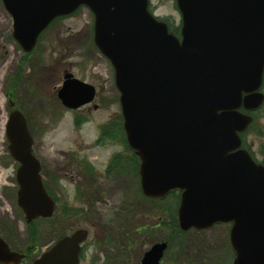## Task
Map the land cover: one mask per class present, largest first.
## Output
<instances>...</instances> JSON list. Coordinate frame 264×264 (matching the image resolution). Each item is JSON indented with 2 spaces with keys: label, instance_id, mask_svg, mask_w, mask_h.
<instances>
[{
  "label": "water",
  "instance_id": "1",
  "mask_svg": "<svg viewBox=\"0 0 264 264\" xmlns=\"http://www.w3.org/2000/svg\"><path fill=\"white\" fill-rule=\"evenodd\" d=\"M177 2L182 41L149 12L148 0H4L14 38L27 53L55 19L91 8L94 39L116 71L126 136L142 159V191L155 199L183 191L184 232L232 223L233 264H264V165L242 148L241 132L253 118L239 110L264 103V0ZM63 85L66 107L96 98V87L73 74ZM6 132L10 154L21 164L18 198L26 220L51 218L55 201L25 114L13 110ZM88 236L84 229L63 237L33 264H80ZM168 248L167 241L153 244L142 264H162ZM24 257L0 238V263Z\"/></svg>",
  "mask_w": 264,
  "mask_h": 264
},
{
  "label": "rangeland",
  "instance_id": "2",
  "mask_svg": "<svg viewBox=\"0 0 264 264\" xmlns=\"http://www.w3.org/2000/svg\"><path fill=\"white\" fill-rule=\"evenodd\" d=\"M151 3L155 14L168 18L175 28L181 27L182 14L176 0H151ZM94 25L93 12L87 6L82 7L54 22L31 54L26 55L14 38L12 15L0 0V233H8L13 246L27 253L25 264L57 243L62 231L73 234L80 228L89 229L81 264H141L144 253L156 242L157 236L151 238L136 232L140 225L156 222V215H147L152 203L140 208L135 195L136 182L129 188L128 183L108 177L109 164L128 150L114 67L95 46ZM67 70L97 87L96 101L79 112L63 107L57 96ZM13 95L16 108L29 120L34 153L43 166L45 184L58 200L56 225L55 219L28 225L18 205L16 174L20 165L9 152L6 132L12 112L9 97ZM80 117L84 119L75 124ZM256 117L245 140L256 159L264 162V109ZM113 123L110 134H104V125ZM89 189H97L102 194L100 199L96 196L88 201ZM130 192L135 205L126 218L122 212L128 209ZM231 226L219 224L203 232L192 230L188 233L189 243L196 250L200 244L211 242L221 251L230 243ZM8 227L14 234L6 231ZM35 231H39V237L34 236ZM164 264H170L168 259Z\"/></svg>",
  "mask_w": 264,
  "mask_h": 264
},
{
  "label": "trees",
  "instance_id": "3",
  "mask_svg": "<svg viewBox=\"0 0 264 264\" xmlns=\"http://www.w3.org/2000/svg\"><path fill=\"white\" fill-rule=\"evenodd\" d=\"M81 117L76 120V124L79 125L81 121ZM115 124H109L104 126V131H107L113 128ZM122 126V122H121ZM138 163L135 162L133 164H128L127 162L123 164V162L119 161L117 164L118 170H115L114 164L110 165L109 172L114 175L113 177L117 180H122L128 183V187H132V182L129 181V178L137 183L138 187ZM128 178V179H127ZM135 186V184H134ZM131 193V192H130ZM133 193L129 195L127 201L128 209L122 212L123 216L128 217V213L134 211V203L135 200L132 198ZM136 195L137 204L141 206L149 207V203H152V206L148 208L147 215L151 217V215H156V222L153 224L140 225L136 232H142V235H149V237L155 238L156 241L168 240L169 241V250L165 256L166 259L170 262V264H231L233 259L235 258L233 248L230 243H226L223 250H217L214 248L211 242L200 244L196 250H194L189 243L188 233L183 232L180 228V224L178 221V207L180 205L181 193L179 191H172L168 196L162 198L161 200L147 199L143 192L140 191V186L138 188ZM160 210V211H159ZM151 212V213H150ZM159 213V214H158ZM54 225L59 223V218H53ZM52 220V219H51ZM126 222H124L125 224ZM66 221L62 222V225H65ZM126 225V224H125ZM141 228V229H140ZM6 231H9L11 234H14V231L11 227L6 228ZM61 231V230H60ZM60 234V233H59ZM58 234V235H59ZM66 234V231H62L60 236ZM7 233V237H8ZM39 235V231H35L34 236L37 237ZM39 237V236H38ZM127 244L128 241H127ZM177 254L178 256H176ZM165 259V260H166Z\"/></svg>",
  "mask_w": 264,
  "mask_h": 264
},
{
  "label": "flooded vegetation",
  "instance_id": "4",
  "mask_svg": "<svg viewBox=\"0 0 264 264\" xmlns=\"http://www.w3.org/2000/svg\"><path fill=\"white\" fill-rule=\"evenodd\" d=\"M159 19H161V18H159ZM162 20L167 22V24L169 25V29L170 30L172 29V31L180 33V29H178L177 27L175 28L174 25L170 22V20L168 18H164ZM108 133L110 134V130H108L106 133L104 132V134H108ZM126 149L128 150V153L126 155H124V156L123 155L117 156V157H119V159L114 161V168H115V170H118L117 164L119 163V161L123 162V164L126 163V162L128 164H130V163L133 164L135 162L139 163V159H136L135 158V156H134L135 155V152H134L133 149H131V147H130L129 144L126 145ZM115 158H116V156H115ZM91 186H93V184H91ZM81 188L83 189L84 188V185ZM85 188L87 189V188H89V186H86ZM89 190H90L89 195L87 193V199H88V201L91 200L90 198L94 199L96 196H97V199H100V195H102V194L100 192H98L97 189L94 190V191L92 189H89ZM56 202L58 204V200L57 199H56Z\"/></svg>",
  "mask_w": 264,
  "mask_h": 264
}]
</instances>
